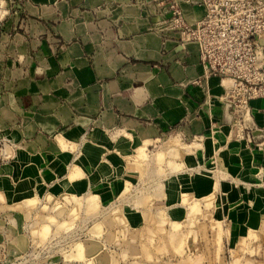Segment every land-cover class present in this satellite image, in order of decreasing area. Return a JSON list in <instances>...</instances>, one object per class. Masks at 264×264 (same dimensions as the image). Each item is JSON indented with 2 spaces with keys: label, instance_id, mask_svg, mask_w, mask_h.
<instances>
[{
  "label": "crops",
  "instance_id": "1",
  "mask_svg": "<svg viewBox=\"0 0 264 264\" xmlns=\"http://www.w3.org/2000/svg\"><path fill=\"white\" fill-rule=\"evenodd\" d=\"M169 1L194 27L206 15L0 0V264L83 221L39 264H198L219 230L231 258L264 259V89L245 106L237 79L207 76Z\"/></svg>",
  "mask_w": 264,
  "mask_h": 264
},
{
  "label": "built area",
  "instance_id": "2",
  "mask_svg": "<svg viewBox=\"0 0 264 264\" xmlns=\"http://www.w3.org/2000/svg\"><path fill=\"white\" fill-rule=\"evenodd\" d=\"M206 7V15L195 27L181 8L169 1L170 25L181 29L188 42L197 41L207 76L237 79L230 92L243 105L264 89L258 78L264 62V0H195ZM240 99V98H239ZM37 254L27 252L5 264H33Z\"/></svg>",
  "mask_w": 264,
  "mask_h": 264
},
{
  "label": "rangeland",
  "instance_id": "3",
  "mask_svg": "<svg viewBox=\"0 0 264 264\" xmlns=\"http://www.w3.org/2000/svg\"><path fill=\"white\" fill-rule=\"evenodd\" d=\"M92 222L93 221H83L78 224L75 222L68 225H62V227L60 226L55 233L53 232V234H48V237H46L43 241L33 242V246L29 251V253L31 252L32 254H37V258L34 260L33 264L44 262L42 260L45 258L48 259V257L50 258L53 255H57L59 252L65 251L69 245L85 239L89 233ZM213 230L214 228L212 227L211 232H213ZM218 233L219 235L218 237H215V241H212L213 243H208V246H205H207L208 249L210 248V245L213 244L212 247L217 250L220 257H206L201 260V263L200 260H198V264H202V262L203 264H216V261H218V264H264V259L255 256L253 258H231L230 252H228V246L221 237L222 230H219ZM180 260L181 258L174 257L168 261L169 264H180ZM195 260L186 259L181 262L196 263Z\"/></svg>",
  "mask_w": 264,
  "mask_h": 264
}]
</instances>
